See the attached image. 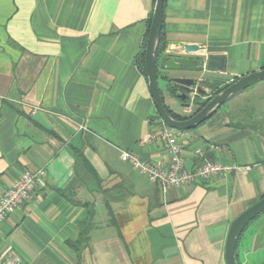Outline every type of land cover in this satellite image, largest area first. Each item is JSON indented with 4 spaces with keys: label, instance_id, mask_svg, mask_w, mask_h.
Segmentation results:
<instances>
[{
    "label": "crops",
    "instance_id": "1",
    "mask_svg": "<svg viewBox=\"0 0 264 264\" xmlns=\"http://www.w3.org/2000/svg\"><path fill=\"white\" fill-rule=\"evenodd\" d=\"M154 3L0 0V195L24 170H45L0 223V252L19 264H226L232 221L264 195V81L178 139L187 167L200 149L240 168L162 191L120 159L167 156L159 138L141 143L158 127L136 62ZM184 43L226 55L225 71L198 75L199 100L263 69L264 0H164L159 59L198 57ZM160 89L173 113L197 108ZM247 226L238 264L264 251V219L242 238Z\"/></svg>",
    "mask_w": 264,
    "mask_h": 264
},
{
    "label": "water",
    "instance_id": "2",
    "mask_svg": "<svg viewBox=\"0 0 264 264\" xmlns=\"http://www.w3.org/2000/svg\"><path fill=\"white\" fill-rule=\"evenodd\" d=\"M164 0H155L151 21L144 48V64L146 78L151 98L160 119L169 127L176 130H192L209 119L226 100L255 83L264 81V68L239 76L185 119H176L166 110L158 81V67L165 72L166 81L182 107L193 104L195 97L206 91L201 87L202 78L199 74L204 71H225L226 55L223 53H203V47L194 43H184V52L196 54L198 57H162L159 59L158 46L160 43L163 24ZM264 212V195L253 205L245 209L231 223L224 249L226 264H238L235 257L237 242L247 224ZM264 264V262L259 263Z\"/></svg>",
    "mask_w": 264,
    "mask_h": 264
},
{
    "label": "built area",
    "instance_id": "3",
    "mask_svg": "<svg viewBox=\"0 0 264 264\" xmlns=\"http://www.w3.org/2000/svg\"><path fill=\"white\" fill-rule=\"evenodd\" d=\"M184 107V111H188ZM158 127L156 130L143 139L141 143L147 144L154 138H159L165 147L166 157L153 160H141L134 153L121 150L120 159L139 172L145 174L151 181L155 182L162 191L170 187H180L186 184H193L200 181L210 180L220 174H227L234 168L224 165L218 161L207 160L203 157L200 149L193 152V163L187 167L182 156V144L179 138L187 137V130H176L166 125L161 119H157ZM45 170H24L13 182L11 187L0 195V223L15 209L24 203L30 196L34 185L39 178L44 177ZM20 257L14 251L0 252V264H19Z\"/></svg>",
    "mask_w": 264,
    "mask_h": 264
},
{
    "label": "trees",
    "instance_id": "4",
    "mask_svg": "<svg viewBox=\"0 0 264 264\" xmlns=\"http://www.w3.org/2000/svg\"><path fill=\"white\" fill-rule=\"evenodd\" d=\"M150 21H151V18L149 19V23H148V28H147V31H146V35H145V38H144V42H143V45H142V49H141V51H140V53H139V55H138V57H137V59H136V62H137V65H138V68L140 69V71L142 72V74L146 77V71H145V64H144V48H145V42H146V38H147V33H148V29H149V25H150ZM161 38V37H160ZM160 50H161V48H160V44H159V46H158V53L160 52ZM158 76H159V70H158ZM162 78L163 79H165L166 80V77H165V75H162ZM167 85H168V87H169V83L167 82ZM225 86H227V85H225ZM224 86V87H225ZM224 87H222V88H224ZM170 88V87H169ZM222 88H219V89H217V90H215L213 93H212V95L213 94H215V93H217L218 91H220ZM172 91V90H171ZM173 92V91H172ZM240 91H238L236 94H238ZM174 93V92H173ZM235 94V95H236ZM211 95V96H212ZM234 95V96H235ZM210 96V97H211ZM210 97H207V98H205L204 100H199V99H196V104H197V108L195 109V111L196 110H198V109H200L206 102H207V100L210 98ZM163 98V97H162ZM181 102V101H180ZM165 107H166V110L168 111V113L172 116V117H174V118H176V119H185V118H187L188 116H181V115H178V114H175V113H173L170 109H168L167 108V106L165 105ZM194 111V112H195ZM157 119H160V117H159V115L158 114H156V116H155Z\"/></svg>",
    "mask_w": 264,
    "mask_h": 264
},
{
    "label": "rangeland",
    "instance_id": "5",
    "mask_svg": "<svg viewBox=\"0 0 264 264\" xmlns=\"http://www.w3.org/2000/svg\"><path fill=\"white\" fill-rule=\"evenodd\" d=\"M158 70H159V78H158V81H159V84H160V86H161V88H164L165 87V85H166V83H167V81L165 80V79H163L162 78V73L160 74V66L158 67ZM165 74V73H164ZM229 84V83H228ZM200 100H204V99H202L201 97H200ZM253 100V99H252ZM226 103H228V101L227 102H225V104H223L222 105V108H224L227 104ZM253 103V102H252ZM178 108V111H180L181 110V106H180V103L179 102H177V105L175 106V108ZM194 109H196V107H195V105L193 104V106H192ZM245 107H247V106H245ZM247 108H249V109H253V107H251L250 105L247 107ZM194 112V111H193ZM260 218H263L264 219V212H262L258 217H256V218H254V219H252L248 224V226H247V228H246V230L244 231V233H243V236H242V238L247 234V231L248 230H250V229H252V228H258V226H257V223H258V221H259V219ZM262 263V262H264V251L263 252H261L259 255H257V254H251L249 257H248V261H247V263L246 264H259V263Z\"/></svg>",
    "mask_w": 264,
    "mask_h": 264
},
{
    "label": "flooded vegetation",
    "instance_id": "6",
    "mask_svg": "<svg viewBox=\"0 0 264 264\" xmlns=\"http://www.w3.org/2000/svg\"><path fill=\"white\" fill-rule=\"evenodd\" d=\"M198 96H199V95H198ZM196 99H198V97H197V96L195 97V100H196Z\"/></svg>",
    "mask_w": 264,
    "mask_h": 264
}]
</instances>
